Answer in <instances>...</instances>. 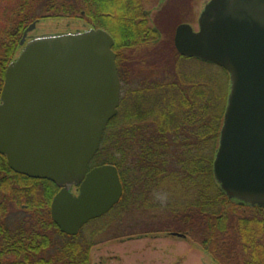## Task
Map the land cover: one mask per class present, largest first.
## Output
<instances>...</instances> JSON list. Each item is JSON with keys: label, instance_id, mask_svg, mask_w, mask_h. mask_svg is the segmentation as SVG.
Wrapping results in <instances>:
<instances>
[{"label": "trees", "instance_id": "trees-1", "mask_svg": "<svg viewBox=\"0 0 264 264\" xmlns=\"http://www.w3.org/2000/svg\"><path fill=\"white\" fill-rule=\"evenodd\" d=\"M4 2L0 98L6 68L19 55L20 41L33 22L71 18L88 28H103L114 38L121 99L89 164V169L106 163L118 168L124 192L108 213L167 188L178 199L167 203L173 213L168 229L185 233L218 264H264V205L229 198L214 177L228 97L222 94L220 74L207 72L215 64L175 50V61L169 67L164 62L157 77L139 79L136 70L149 75L157 66L154 60L148 63L151 54L146 47L136 56L139 44L158 38L142 13L143 0ZM184 58L196 59L204 67L183 68ZM0 171V264H92L95 242L84 237L82 229L77 235L62 232L51 215L60 187L49 179L14 171L4 154ZM12 206H19L24 215L8 222Z\"/></svg>", "mask_w": 264, "mask_h": 264}, {"label": "water", "instance_id": "water-1", "mask_svg": "<svg viewBox=\"0 0 264 264\" xmlns=\"http://www.w3.org/2000/svg\"><path fill=\"white\" fill-rule=\"evenodd\" d=\"M36 24L5 71L0 154L14 171L60 187L51 215L62 232L77 235L124 192L115 165L89 169L121 99L114 38L88 28L26 41ZM174 44L229 73L214 177L229 198L264 205V0H208L199 28L180 23Z\"/></svg>", "mask_w": 264, "mask_h": 264}, {"label": "rangeland", "instance_id": "rangeland-1", "mask_svg": "<svg viewBox=\"0 0 264 264\" xmlns=\"http://www.w3.org/2000/svg\"><path fill=\"white\" fill-rule=\"evenodd\" d=\"M0 1V6L3 8L6 3L4 0ZM207 1L146 0L143 3L142 13L144 9L152 10L148 17V23L157 27L161 35L155 42H149L145 46L141 43L136 47V56L140 55L138 52L141 48L146 47V52L151 54V58L147 57L148 63L152 60L157 63L156 67H152L154 69H151L149 75H145L147 71L144 73L141 68L136 70L135 73L139 79L157 77L163 69L164 62H167L166 67H169L168 64L175 61L174 56L177 49L174 44V36L177 26L181 22L187 21L197 30L200 12ZM158 11L160 12L153 23L154 15ZM85 28L88 27L76 19H44L37 22L35 28L28 32V38L43 34L84 30ZM180 62L183 63V68L190 70L196 71L200 67H204L202 62L196 59L184 58ZM136 64L138 66V62ZM220 67L216 64L210 65L207 67L209 70L207 72L211 76L213 73L220 74L221 81L224 83L222 93L224 96L229 92L230 76L228 72L224 74ZM71 190L77 193L78 186H73ZM176 190L177 194L181 193L180 189ZM170 191L167 188L157 189L150 193L146 200L135 201L133 199L130 201L131 203L119 206L105 216L95 218L96 220L92 219L85 224L82 228L83 236L95 242L91 250L92 264H218L199 243L194 242L188 236L183 238L175 235L170 236L168 233L172 230L166 226H169L168 221L173 218V213L168 209L167 203L178 200L172 198L173 194ZM12 208L8 222L14 220V216L17 219L24 215L19 206H12ZM26 215L27 213H25ZM132 237L142 238L129 239Z\"/></svg>", "mask_w": 264, "mask_h": 264}, {"label": "flooded vegetation", "instance_id": "flooded-vegetation-1", "mask_svg": "<svg viewBox=\"0 0 264 264\" xmlns=\"http://www.w3.org/2000/svg\"><path fill=\"white\" fill-rule=\"evenodd\" d=\"M149 1V0H148ZM146 2V0H143V3H145ZM202 3V2H201ZM200 3V4H201ZM161 11V10H160ZM160 11H158L157 13H155V15H154V18H153V20L155 19V18H157V16H158V13L160 12ZM144 14L146 15V17L148 18L150 15H151V13H152V10H145L144 9ZM156 21V19L153 21V23ZM184 22H187V21H184ZM182 23V22H181ZM187 23H189V22H187ZM191 24V23H190ZM154 30L155 31H158V36H160L161 35V33L159 32L160 30L157 28V27H154ZM159 39V37L157 38V39H155V41H157ZM169 234H170V236L172 235V236H181V237H183V238H186L187 236L184 234L183 235V233H178L177 231H171V232H168ZM142 237H136V238H134V237H132V238H129V239H141Z\"/></svg>", "mask_w": 264, "mask_h": 264}]
</instances>
